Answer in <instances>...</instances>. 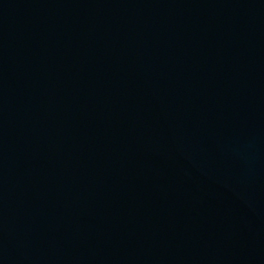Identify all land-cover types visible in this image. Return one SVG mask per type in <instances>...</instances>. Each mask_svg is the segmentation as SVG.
<instances>
[{
	"label": "water",
	"instance_id": "1",
	"mask_svg": "<svg viewBox=\"0 0 264 264\" xmlns=\"http://www.w3.org/2000/svg\"><path fill=\"white\" fill-rule=\"evenodd\" d=\"M0 264H264V0H0Z\"/></svg>",
	"mask_w": 264,
	"mask_h": 264
}]
</instances>
